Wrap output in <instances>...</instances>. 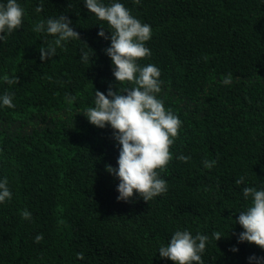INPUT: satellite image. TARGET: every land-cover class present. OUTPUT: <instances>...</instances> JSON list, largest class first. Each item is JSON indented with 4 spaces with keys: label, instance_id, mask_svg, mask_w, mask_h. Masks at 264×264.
Listing matches in <instances>:
<instances>
[{
    "label": "trees",
    "instance_id": "16d2710c",
    "mask_svg": "<svg viewBox=\"0 0 264 264\" xmlns=\"http://www.w3.org/2000/svg\"><path fill=\"white\" fill-rule=\"evenodd\" d=\"M38 2L19 0L23 22L0 42V93L15 105L0 108V178L12 193L0 204V264H174L156 251L177 229L221 232L204 264L264 256L248 242L230 251L242 230L234 225L246 204L241 188L264 185V0H121L151 26L150 55L138 63L159 68V98L182 122L158 170L168 190L148 202L116 199L118 180L106 171L118 156L113 130L82 114L95 89L134 86L115 83L109 40L97 36L106 23L82 0H43L36 13ZM61 14L80 39L41 61L38 49L52 37L33 26ZM81 49L92 61L81 62Z\"/></svg>",
    "mask_w": 264,
    "mask_h": 264
},
{
    "label": "clouds",
    "instance_id": "9594fccd",
    "mask_svg": "<svg viewBox=\"0 0 264 264\" xmlns=\"http://www.w3.org/2000/svg\"><path fill=\"white\" fill-rule=\"evenodd\" d=\"M82 3L90 14L107 25L99 24L101 27L97 36L109 40L103 52L110 58L115 83L129 82L134 85L116 88L115 91L109 87L106 93L95 89L93 104L86 107L82 114L91 125L101 129L107 126L113 130V139L119 146L118 156L116 166L106 165V171L118 180L116 199L127 202L138 196L148 202L168 190L167 182L158 170H163L169 162V147L182 124L177 115L164 108L159 98L162 83L159 68L152 63H138L140 58L150 55L146 42L151 38V26L132 15L121 0H82ZM42 5L43 0H39L34 11L40 13ZM23 17L24 9L19 0H0V42L7 34L20 28ZM105 29L110 35H106ZM32 30L52 37L38 49L41 61L53 58L63 42L80 39L71 20L63 14L39 20ZM92 58L89 50L81 49V62L89 63ZM230 80L229 76L223 82L229 84ZM4 107H15L12 94L7 91L0 93V108ZM177 159L186 162L189 157L179 155ZM202 163L205 168H210L214 161ZM235 183L244 184V177L241 176ZM241 194L246 204L237 212L234 225L238 224L242 230L236 234V244L230 247V251L238 252L237 245L243 242L264 250V185H245ZM11 196L6 178H0V204L10 200ZM21 216L25 220L31 219L27 209L21 210ZM222 236L220 231L215 230L209 236L177 229L166 243L159 244L156 253L174 264H204L202 255L206 244L210 240L218 241ZM41 239V234L34 237L35 242ZM76 256L80 258L82 254L77 253ZM247 261L248 264H264V256L252 254Z\"/></svg>",
    "mask_w": 264,
    "mask_h": 264
}]
</instances>
